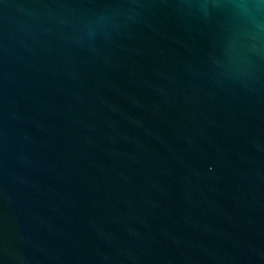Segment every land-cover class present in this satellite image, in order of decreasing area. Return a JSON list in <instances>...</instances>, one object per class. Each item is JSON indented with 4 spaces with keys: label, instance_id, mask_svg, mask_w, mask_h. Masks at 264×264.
Masks as SVG:
<instances>
[{
    "label": "water",
    "instance_id": "obj_1",
    "mask_svg": "<svg viewBox=\"0 0 264 264\" xmlns=\"http://www.w3.org/2000/svg\"><path fill=\"white\" fill-rule=\"evenodd\" d=\"M0 264H264V0H0Z\"/></svg>",
    "mask_w": 264,
    "mask_h": 264
}]
</instances>
